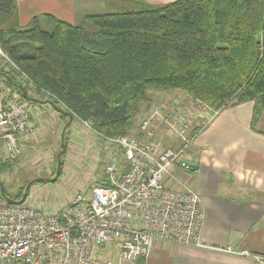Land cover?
<instances>
[{
	"label": "trees",
	"instance_id": "16d2710c",
	"mask_svg": "<svg viewBox=\"0 0 264 264\" xmlns=\"http://www.w3.org/2000/svg\"><path fill=\"white\" fill-rule=\"evenodd\" d=\"M82 18L44 13L22 28L16 1L0 0V45L66 124L72 114L101 135L129 133L150 89L180 91L213 110L253 101L252 125L264 113V0H130ZM0 75L17 89L12 75ZM98 184H108L106 175Z\"/></svg>",
	"mask_w": 264,
	"mask_h": 264
},
{
	"label": "built area",
	"instance_id": "2783aa9c",
	"mask_svg": "<svg viewBox=\"0 0 264 264\" xmlns=\"http://www.w3.org/2000/svg\"><path fill=\"white\" fill-rule=\"evenodd\" d=\"M0 68L18 81L17 90L0 83L2 164L22 155L23 138L37 133L40 122L20 89L34 97V81L1 45ZM219 111L200 100L188 109L174 100L154 103L135 132L110 137L82 120L107 145L108 184L93 185L89 195L78 192L51 212L9 203L0 193V264H120L148 257L155 242L202 246L201 198L174 169H194L188 147ZM157 121L182 144L174 148L152 138ZM241 253L264 264V255Z\"/></svg>",
	"mask_w": 264,
	"mask_h": 264
},
{
	"label": "crops",
	"instance_id": "0c3cea01",
	"mask_svg": "<svg viewBox=\"0 0 264 264\" xmlns=\"http://www.w3.org/2000/svg\"><path fill=\"white\" fill-rule=\"evenodd\" d=\"M15 1L21 27L44 13L73 23L79 15L105 12L108 7V0ZM144 1L165 4L174 0ZM168 94L170 96L155 93L157 99L151 100L131 131L137 130V124L154 103L174 100L186 109L191 106L193 99L187 94L180 91ZM253 109L254 102L247 101L220 110L190 144L188 152L194 169L190 172L174 169L176 176L191 183L201 198L205 212L201 230L203 245L155 242L148 257L121 261L120 264H258L252 256L241 253L248 250L264 255V113L252 125ZM32 119L40 122V130L51 124L50 120H57L60 136L65 135L66 123L59 115ZM40 130L24 137L23 146L33 145ZM152 138L164 146L168 143L172 146L181 140L161 121H157ZM66 142L64 157H68V163H73L72 167L90 184L91 173L95 172L93 164L104 156L106 150L104 141L82 120L75 118L66 132Z\"/></svg>",
	"mask_w": 264,
	"mask_h": 264
},
{
	"label": "rangeland",
	"instance_id": "374dc122",
	"mask_svg": "<svg viewBox=\"0 0 264 264\" xmlns=\"http://www.w3.org/2000/svg\"><path fill=\"white\" fill-rule=\"evenodd\" d=\"M129 1L130 0H108V7L105 12L118 11L127 6ZM82 21V15H79L74 19L73 23L81 24ZM27 27L29 26H24L22 28ZM87 28L90 30L94 29L91 25H87ZM0 83L7 84L6 77L0 75ZM29 91L35 98L42 101L47 100L41 93H37L35 90ZM155 93L159 96H170L168 94L169 92L165 90L150 89L148 97L151 100L157 99ZM24 100L26 103L28 102L31 116L36 119L38 116L48 119L59 115V112L50 103L44 102L43 104H39L34 101H29L26 98H24ZM141 116L142 114L136 117V122ZM50 121H52L51 124L46 125L45 128L42 127L38 135H36L33 145L29 147L24 146L22 155L18 159L11 161L9 166L0 171V180L4 185L5 192L10 198H15L23 186L38 177L50 179L55 177L54 175L57 172L58 166L57 155L62 150L64 136H60V128L58 127L59 124H57V120L54 121V119H52ZM181 144L182 140H179L172 146L169 143L166 144V146L175 148ZM103 147L106 149L104 150V154L106 155L107 145L104 144ZM188 150H190V146ZM105 158L106 157L103 156L98 159V161H94L95 163L93 165L95 172L91 173L92 177L90 179L92 180L91 183L88 184V180L85 179L84 175L78 173L77 169L72 167L73 163H68V157H63L64 166L59 177L55 180L34 181L24 202L35 207H43L51 212L67 203L71 197L78 192H85L89 195L91 187L101 183L105 179Z\"/></svg>",
	"mask_w": 264,
	"mask_h": 264
},
{
	"label": "water",
	"instance_id": "95a60500",
	"mask_svg": "<svg viewBox=\"0 0 264 264\" xmlns=\"http://www.w3.org/2000/svg\"><path fill=\"white\" fill-rule=\"evenodd\" d=\"M9 81H12L11 78H8ZM11 79V80H10ZM21 91H22V94L24 95V97L30 101H34V102H38V103H44L45 101H42L40 99H37V98H33V97H30L28 92L24 89V88H21ZM50 103V102H49ZM58 112H63L60 108L54 106L52 103H50ZM73 120V115L70 114V121L66 124L65 128L71 124ZM65 151V145H64V142L62 143V150L59 152V154L57 155V158H58V166H57V172H56V175L54 178L50 179V178H44V177H38L32 181H30L27 185H26V188H25V191L22 195V197L20 199H13V198H10L9 196L6 195L5 193V190H4V185L2 184L1 180H0V192L2 194V196L5 198V200L9 203H14V204H18V203H22L25 201V199L27 198L28 196V193L30 191V188L33 184L34 181H37V180H55L59 177L60 175V172H61V155L64 153Z\"/></svg>",
	"mask_w": 264,
	"mask_h": 264
},
{
	"label": "flooded vegetation",
	"instance_id": "af4514ba",
	"mask_svg": "<svg viewBox=\"0 0 264 264\" xmlns=\"http://www.w3.org/2000/svg\"><path fill=\"white\" fill-rule=\"evenodd\" d=\"M30 96V95H29ZM31 97V96H30Z\"/></svg>",
	"mask_w": 264,
	"mask_h": 264
}]
</instances>
